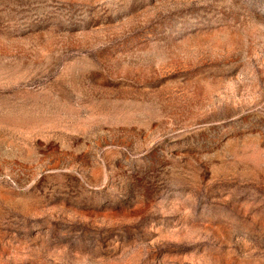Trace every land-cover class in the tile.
Listing matches in <instances>:
<instances>
[{"label":"rangeland","instance_id":"obj_1","mask_svg":"<svg viewBox=\"0 0 264 264\" xmlns=\"http://www.w3.org/2000/svg\"><path fill=\"white\" fill-rule=\"evenodd\" d=\"M0 264H264V0H0Z\"/></svg>","mask_w":264,"mask_h":264}]
</instances>
